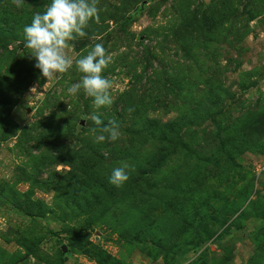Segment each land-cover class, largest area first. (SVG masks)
<instances>
[{
  "label": "rangeland",
  "instance_id": "1",
  "mask_svg": "<svg viewBox=\"0 0 264 264\" xmlns=\"http://www.w3.org/2000/svg\"><path fill=\"white\" fill-rule=\"evenodd\" d=\"M50 3L0 0V264H264V0H99L47 82L23 30ZM97 43L99 109L68 92Z\"/></svg>",
  "mask_w": 264,
  "mask_h": 264
},
{
  "label": "clouds",
  "instance_id": "2",
  "mask_svg": "<svg viewBox=\"0 0 264 264\" xmlns=\"http://www.w3.org/2000/svg\"><path fill=\"white\" fill-rule=\"evenodd\" d=\"M12 3L20 8L25 0H12ZM98 4L99 0H51L46 11L42 14L36 13L31 23L25 26V47L31 50L30 55L37 61L35 67L41 70L47 82L58 79L72 68L74 61L69 51L73 45L70 42L78 37H85V29L93 19L99 23L101 9ZM111 59V55L100 43L95 44L86 55L76 59L75 65L83 75L78 83L68 88L69 94L76 95L83 89L87 96L94 98L93 103L97 109L111 106L113 98L110 90L113 83L103 75ZM35 91L33 88L32 92ZM91 119L98 126L97 141L119 139V124L116 120L110 119L104 125L97 114L91 115ZM92 131L96 133L97 128ZM127 168V164L114 168L110 183L121 186L126 182L129 179Z\"/></svg>",
  "mask_w": 264,
  "mask_h": 264
},
{
  "label": "water",
  "instance_id": "3",
  "mask_svg": "<svg viewBox=\"0 0 264 264\" xmlns=\"http://www.w3.org/2000/svg\"><path fill=\"white\" fill-rule=\"evenodd\" d=\"M62 249H63L64 252H66V251H67V246L64 244V245L62 246Z\"/></svg>",
  "mask_w": 264,
  "mask_h": 264
}]
</instances>
